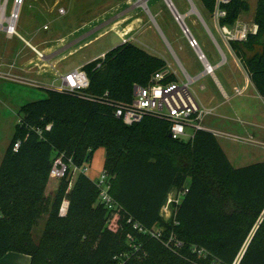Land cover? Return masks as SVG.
I'll return each mask as SVG.
<instances>
[{
  "label": "trees",
  "instance_id": "obj_1",
  "mask_svg": "<svg viewBox=\"0 0 264 264\" xmlns=\"http://www.w3.org/2000/svg\"><path fill=\"white\" fill-rule=\"evenodd\" d=\"M201 2L207 13L213 10L215 0ZM225 9V22L232 23L248 5L232 0ZM254 22L257 35L235 48L264 103V0L256 1ZM164 68L163 60L133 43L120 44L82 66L89 80L85 94L129 102L134 84L147 85ZM165 81L175 79L170 75ZM45 91V99L20 107L0 164V259L13 252L29 257V264H116L114 258L133 252L134 244L140 250L128 264H233L239 259L238 264H264V162L234 168L210 132L198 130L192 141H176L164 119L147 115L125 126L106 103ZM99 149L104 150L103 171L111 178L110 195L119 206L114 215L99 203L85 175L70 190L68 177L57 181L46 195L56 154L83 167ZM185 187L177 225L164 222L159 213L167 195ZM63 201L67 209L61 216ZM43 216L35 241L33 230ZM134 223L163 229L165 235L173 232L183 247L174 254ZM194 247L205 256L192 252Z\"/></svg>",
  "mask_w": 264,
  "mask_h": 264
},
{
  "label": "rangeland",
  "instance_id": "obj_2",
  "mask_svg": "<svg viewBox=\"0 0 264 264\" xmlns=\"http://www.w3.org/2000/svg\"><path fill=\"white\" fill-rule=\"evenodd\" d=\"M132 1L137 9L134 16L141 15L146 23L143 35H136L138 33H135L132 37V39H136L145 46L137 42L134 45L153 54L156 52L162 55L172 68L175 77L180 81L185 82V75L181 67L190 78L201 75L203 66L188 47L186 39L183 37L164 0H145L144 11L141 9L138 0ZM170 1L180 15H187L184 18L186 26L197 40L208 63L212 67L217 66L220 62V56L214 44L199 17L195 13H190L192 9L191 2L209 26L216 41L222 46L201 0H190V2L189 0ZM244 1L248 5V10L242 12L239 19L254 21L257 0ZM124 2L125 0H25L20 10L15 31L21 39L36 47L39 51L44 50L45 52L49 47L54 49L58 45L56 42L58 39H63V43H68L70 39L73 41L93 31L94 33L91 32L92 34L85 39V43L75 48L72 47L62 55V57H65L73 54V56H67L66 60L58 64L57 68L64 71L83 64L87 60L108 52L121 44L122 39L115 32L116 28H120L121 25L118 26V22L107 24L115 15L124 14L126 9ZM11 5L12 0L9 1L7 6L8 13ZM60 10H64V14H60ZM139 11H142L141 14ZM150 16L153 18L154 23ZM44 27H47V29L43 30ZM78 29L77 33L70 35ZM123 34H125V31H123ZM223 49L226 51L225 47ZM258 50V48L255 49V51ZM226 54L227 63L214 70L216 81L210 76H203L190 87V92L197 104L214 109V115L206 117L202 125L207 129L219 132V134L214 135L219 146L226 154L231 165L234 168H241L264 162L263 147L250 145L243 141L249 135L255 133L256 141L264 142V103L244 74L237 69L232 55L228 51H226ZM17 56L16 67H26L25 71L33 69V71L40 72L47 65L45 64L46 61L45 63L44 61L37 62L35 55L18 37L8 40L3 33H0V63H14ZM36 62L37 64L34 66L33 64ZM12 73L26 80L29 77H35L33 72L26 73L14 70ZM34 81H36L35 83L49 84L50 78L49 76L35 77ZM237 85L243 90V95L240 97H235L233 93V88ZM200 86L204 87L203 91L200 90ZM219 87L230 98L228 102L223 99ZM45 90H49V88L40 89L23 83L0 80V164L13 136L15 125L20 121L21 117L18 114L20 107L27 103L45 99L47 97ZM223 133L237 136L241 140L234 138L230 140V138L224 137ZM103 163L104 150L99 149L94 152L91 162L86 165L85 176L91 181H96L103 173ZM56 185L57 181L52 180L46 190V195L52 193ZM44 221L45 217L43 216L38 222V227L33 230L35 241L38 240L42 232ZM0 264H29V257L8 252L0 259Z\"/></svg>",
  "mask_w": 264,
  "mask_h": 264
},
{
  "label": "built area",
  "instance_id": "obj_3",
  "mask_svg": "<svg viewBox=\"0 0 264 264\" xmlns=\"http://www.w3.org/2000/svg\"><path fill=\"white\" fill-rule=\"evenodd\" d=\"M10 0H0V33H3L5 37L10 40L13 37H18L25 46L35 55L37 62L46 61V55L43 51H39L36 47H33L28 42L21 39L15 29L19 20L20 10L25 0H12V5L9 13L7 12V6ZM232 0H215L213 10L209 13V18L212 21L213 28L217 32L221 44L225 47L233 57V62L237 66V69L244 74L247 81L251 85L250 75L244 64V60L237 54L235 46L243 45L247 43L251 36H256L258 33V25L254 21H245L239 19V17L232 23H226L225 20L228 17L226 6L231 3ZM166 6L172 13L175 22L179 26L183 37L186 39L188 47L194 52L197 60L203 66V73L195 78H190L185 70L181 67L184 75L185 82L174 81L166 83V78L172 75L166 68L152 75L149 83L145 86L134 84L132 86L131 98L129 102H115L107 100L106 95L102 98L94 99L85 94L89 87V80L82 70V67H78L69 70L67 73L59 76L60 83L58 86H49L51 90L57 92H70L76 94L78 97L91 101L106 103L112 108L113 117L122 122L125 126H132L140 123L145 116L152 115L164 119L169 125V137L172 140L190 142L193 140L196 131L202 130L212 133L213 135L219 134L217 131H213L205 128L202 123L208 116L214 115V109L200 106L196 103L193 95L190 92V87L194 85L201 77L210 76L214 78V70L227 63L226 51L216 41L209 26L205 21L199 17L203 27L205 28L209 38L214 44L219 56L220 62L217 66L212 67L204 54L202 53L197 40L190 32L189 28L184 22V15H180L175 9L170 0H164ZM190 13H194L193 9ZM60 14H64V10H60ZM44 27L43 30H46ZM128 43L123 39L122 44ZM104 55L100 57L103 59ZM16 59L14 63L4 64L0 63V80H5L15 83H23L32 87L41 86L40 83H35L22 79L20 76L13 74L14 70H22L25 67H16ZM36 63L33 65L36 66ZM8 69V70H5ZM26 69V68H25ZM216 81V80H215ZM29 82V83H28ZM220 88V87H219ZM200 90H204L203 86H200ZM223 99L228 102L230 99L228 95L220 88ZM233 93L235 97L243 95V90L240 87H234ZM51 125H47L45 131H50ZM36 134L41 137V131H36ZM241 140V138H236ZM250 140V139H249ZM19 148V143L13 145V151ZM87 171L86 165L83 167H77L73 164L71 158H66L63 153L56 154L51 169L49 171V178L54 181H60L61 179L68 177V190L72 188L75 180L80 175H85ZM98 191L99 203L107 209V211L114 215L119 210V206L113 200L110 195L111 178L104 171L98 177L96 181H93ZM187 193V188L181 190H172L166 197L165 203L162 206L159 216L164 222H172L173 225H177L175 221V215L178 205L181 203L183 197ZM67 202L63 201L59 210V214L64 216L66 214ZM128 223L131 219L127 220ZM133 228L138 229L139 232L146 234L151 239H154L162 244V246L168 251L177 254L183 247V243L179 241L173 232L165 235L164 230L160 228L144 229L138 223L133 224ZM132 251L129 253L116 256L114 260L116 264H128L129 260L137 255L140 248L134 244H130ZM192 252L198 253L199 256H205L203 250H197L195 247ZM233 264H238L236 260Z\"/></svg>",
  "mask_w": 264,
  "mask_h": 264
},
{
  "label": "crops",
  "instance_id": "obj_4",
  "mask_svg": "<svg viewBox=\"0 0 264 264\" xmlns=\"http://www.w3.org/2000/svg\"><path fill=\"white\" fill-rule=\"evenodd\" d=\"M148 1V0H147ZM171 2V1H170ZM189 2H190V0H189ZM125 6H126V9H125V12H124V14H119V15H115L114 17H112L111 19H113V21L111 22V24H114V23H119V25L118 26H120L121 25V27L120 28H116V31L115 32H117L118 33V35L120 36V38L122 39V41H121V44H122V42H123V39H125L128 43H138V44H141V45H143V46H145L143 43H140V42H138V41H136V39H132V37L135 35V33H138V34H136V35H143V33H144V26L146 25V23H145V21H144V19H143V17L141 16V15H139V16H134L135 15V12H136V8L134 7V3H133V1L132 0H125ZM139 3V2H138ZM190 5L192 6V9H193V11H194V13L198 16V17H200V18H202L201 16H200V14H199V12L196 10V8L194 7V5L190 2ZM202 6H203V4H202ZM140 7H141V9L144 11V6H143V4L141 3L140 4ZM204 8V7H203ZM192 9H191V11H192ZM146 10H147V7H146ZM205 10V9H204ZM206 11V10H205ZM141 12L142 11H139V13L141 14ZM146 12V11H145ZM148 13V12H147ZM207 13V12H206ZM189 14V13H188ZM208 15H209V13H207ZM136 15H138V14H136ZM185 17L187 16V15H184ZM150 19L153 21V23H154V20H153V18L150 16ZM123 24H125V25H123ZM155 25V24H154ZM156 26V25H155ZM157 27V26H156ZM158 29V28H157ZM94 30V29H93ZM79 31V29L78 30H76V31H74L73 33H71L70 35H74L75 33H77ZM123 31H125V34H123ZM92 31H90V32H88V33H86V34H84V35H82L81 37H78V38H76V39H74L73 41H71V39H70V41L68 42V43H63L64 42V40L63 39H58V40H56V42L58 43V45H56V47L53 49L52 47L50 48H48L47 50H46V52L43 50V53L46 55V67H44V69H42L40 72H38V71H33V69H28L27 71H25V68H23L21 71L23 72H26V73H30V72H33V74H34V76L36 77V78H40V77H46V76H49V78H50V83L49 84H47V83H41V86H39V87H37V88H40V89H42V88H48L49 86H51V85H53V86H55L56 84H58L59 85V83H60V80H59V76H61V75H63V74H65V73H67L69 70H72V69H75V68H78V67H82V66H84L85 64H87V63H89V62H91V61H94V60H96V59H98V58H100L102 55H105V53L106 52H104V53H101L100 55H98V56H95V57H93V58H91V59H89V60H87L85 63H83V64H80V65H77V66H75V67H72V68H70V69H66V70H64V71H62V70H59L58 68H57V66H58V64L60 63V62H62V61H64V60H66V58H67V56H73V54H71V55H67V56H65V57H62V55L64 54V53H66L67 51H69V49H71L72 47H76V46H78V45H80V44H82V43H85L86 41H85V39L87 38V37H89L92 33H91ZM70 35H69V38H70ZM164 39V38H163ZM84 45V44H83ZM142 49V48H141ZM49 50V51H48ZM142 50H144V49H142ZM144 51H146V50H144ZM151 51H153V50H151ZM147 53H149V54H151V55H154V56H156V57H158V58H160L161 60H163L164 62H165V68L171 73V74H173L174 75V73H173V71H172V68L170 67V65L165 61V58L162 56V55H160V54H158V53H152V52H148V51H146ZM154 52V51H153ZM16 61L18 62V56L16 57ZM48 61V62H47ZM49 64V65H48ZM35 77H33V78H31V77H26V78H28L27 79V81H33V82H36V81H34V78ZM25 79V78H24ZM176 81H179L176 77L174 78ZM26 80V79H25ZM58 85H56V86H58ZM251 86L253 87V85H252V83H251ZM235 87H239L238 85L237 86H235ZM253 89H254V87H253ZM261 99V98H260ZM203 106V105H202ZM254 126H257L256 124H253ZM223 135H225L224 137H226V138H230V140H232L233 138L234 139H236V138H239V137H237V136H233V135H230V134H226V133H223ZM250 139V140H249ZM244 142H246L247 144H250V145H254V146H258V147H263V149H264V142H262V141H259V140H257L256 141V139H255V133H253V134H251V135H249L246 139H244L243 140ZM226 155V154H225ZM14 259H16V258H14Z\"/></svg>",
  "mask_w": 264,
  "mask_h": 264
},
{
  "label": "water",
  "instance_id": "obj_5",
  "mask_svg": "<svg viewBox=\"0 0 264 264\" xmlns=\"http://www.w3.org/2000/svg\"><path fill=\"white\" fill-rule=\"evenodd\" d=\"M168 1V0H167ZM146 11V10H145ZM113 21V19H110L109 21H108V24L107 25H109V24H111V22ZM100 27H101V25H100ZM101 29V28H100ZM99 30V29H98ZM97 31V30H96ZM93 32V31H92ZM94 33V32H93ZM242 255H243V253H242ZM242 255H241V257H242ZM240 257V258H241ZM240 260V259H239ZM239 260H238V262H239Z\"/></svg>",
  "mask_w": 264,
  "mask_h": 264
},
{
  "label": "bare ground",
  "instance_id": "obj_6",
  "mask_svg": "<svg viewBox=\"0 0 264 264\" xmlns=\"http://www.w3.org/2000/svg\"><path fill=\"white\" fill-rule=\"evenodd\" d=\"M138 2H139V4H143L144 5V2H145V0H138ZM46 64V63H45Z\"/></svg>",
  "mask_w": 264,
  "mask_h": 264
}]
</instances>
